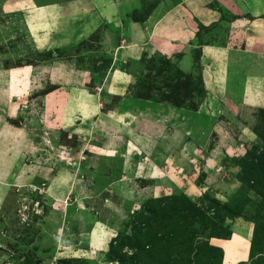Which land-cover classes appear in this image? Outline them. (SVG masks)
Masks as SVG:
<instances>
[{
  "label": "rangeland",
  "instance_id": "rangeland-1",
  "mask_svg": "<svg viewBox=\"0 0 264 264\" xmlns=\"http://www.w3.org/2000/svg\"><path fill=\"white\" fill-rule=\"evenodd\" d=\"M232 3L0 0V258L264 264V0Z\"/></svg>",
  "mask_w": 264,
  "mask_h": 264
},
{
  "label": "crops",
  "instance_id": "crops-1",
  "mask_svg": "<svg viewBox=\"0 0 264 264\" xmlns=\"http://www.w3.org/2000/svg\"><path fill=\"white\" fill-rule=\"evenodd\" d=\"M235 1H237V0H233V5H235L236 3H235ZM239 1V0H238ZM221 4H226V0H221ZM228 4H231V3H228ZM228 9H229V7H228ZM255 24L252 22V23H250V25H249V27H250V29H251V31H253V29H252V27L254 26ZM249 36H251V34L249 35ZM256 41V40H255ZM4 72H6V71H4ZM3 72H1L0 71V77H3V74H2ZM235 236V235H234ZM221 241H217V243H220ZM223 245V249H224V258H225V262L227 263V264H236V263H238V261H239V258L241 259V261H245V259H246V255H247V251H246V247L245 248H243V250H239V252H237L236 250H237V248H236V246H235V244L233 243V240H230V243L229 244H222ZM231 246V247H230ZM217 248L219 249V250H221V243L219 244V245H217ZM234 249L235 250V252H233L232 254H231V251H229V249ZM228 252H230V253H228ZM226 256H227V259H226ZM239 257V258H238ZM240 263V262H239Z\"/></svg>",
  "mask_w": 264,
  "mask_h": 264
},
{
  "label": "built area",
  "instance_id": "built-area-1",
  "mask_svg": "<svg viewBox=\"0 0 264 264\" xmlns=\"http://www.w3.org/2000/svg\"><path fill=\"white\" fill-rule=\"evenodd\" d=\"M25 259L23 258H16L13 259V256L10 255V257L6 258H0V264H24Z\"/></svg>",
  "mask_w": 264,
  "mask_h": 264
},
{
  "label": "water",
  "instance_id": "water-1",
  "mask_svg": "<svg viewBox=\"0 0 264 264\" xmlns=\"http://www.w3.org/2000/svg\"><path fill=\"white\" fill-rule=\"evenodd\" d=\"M5 253V250L3 248L0 247V253Z\"/></svg>",
  "mask_w": 264,
  "mask_h": 264
},
{
  "label": "trees",
  "instance_id": "trees-1",
  "mask_svg": "<svg viewBox=\"0 0 264 264\" xmlns=\"http://www.w3.org/2000/svg\"><path fill=\"white\" fill-rule=\"evenodd\" d=\"M19 258H21V257H19ZM24 259H25V258H24ZM24 264H27V263H26V260L24 261Z\"/></svg>",
  "mask_w": 264,
  "mask_h": 264
}]
</instances>
